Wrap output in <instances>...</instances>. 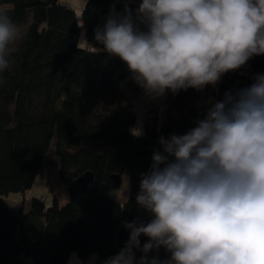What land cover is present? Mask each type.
<instances>
[{
	"label": "trees",
	"instance_id": "16d2710c",
	"mask_svg": "<svg viewBox=\"0 0 264 264\" xmlns=\"http://www.w3.org/2000/svg\"><path fill=\"white\" fill-rule=\"evenodd\" d=\"M139 2L128 5L135 10ZM113 4L123 12L124 0H86L82 18L90 43ZM0 6L23 29L9 45V68L0 72V264H66L73 252L82 260L96 254L94 264H102L128 240L125 222L151 219L137 207L136 195L159 138L187 133L210 103L250 86L264 74V55L225 73L215 87L168 92L162 112L143 102L144 135L133 137L141 90L119 58L78 48L82 30L64 0H0ZM52 143L67 201L59 205L53 197L46 206L40 197L23 198L13 209L3 196L32 187ZM85 171L94 180L80 186L75 179ZM114 173L128 177L125 198L113 194ZM141 255L137 250V259ZM158 255L163 260L168 254L160 249Z\"/></svg>",
	"mask_w": 264,
	"mask_h": 264
},
{
	"label": "clouds",
	"instance_id": "9594fccd",
	"mask_svg": "<svg viewBox=\"0 0 264 264\" xmlns=\"http://www.w3.org/2000/svg\"><path fill=\"white\" fill-rule=\"evenodd\" d=\"M82 17L78 48L119 58L146 102L215 87L225 73L264 55V0H140L135 10L124 0L123 12L113 4L94 29L95 44ZM18 35L0 10V72L10 66ZM129 132L143 136L142 120ZM158 143L136 195L151 219L125 222L128 240L102 264H264V74L225 92L187 133ZM96 259L92 254L91 264ZM68 264L83 262L73 252Z\"/></svg>",
	"mask_w": 264,
	"mask_h": 264
},
{
	"label": "rangeland",
	"instance_id": "374dc122",
	"mask_svg": "<svg viewBox=\"0 0 264 264\" xmlns=\"http://www.w3.org/2000/svg\"><path fill=\"white\" fill-rule=\"evenodd\" d=\"M64 2L75 11L76 19L82 16V9L86 0H64ZM2 7L3 6H0V9ZM17 31L19 37L23 29L17 27ZM241 68L246 69L247 66L245 65ZM141 97L136 101L138 102L141 110V115L138 116L137 114V121L138 119L142 120V122L144 120L145 115H144L143 106L141 108L143 102L144 105L148 104V105L156 106V108L159 109V111L161 112L164 110L162 106H165L166 95L163 98L152 102H146L143 99H141ZM211 104L212 103H210L209 106H211ZM135 106L136 105H134V107ZM136 125L137 122L134 126ZM127 192H128V177L126 174H123L121 186L113 194L116 197L122 199L127 196ZM32 197L42 198L46 206L52 204L53 197L57 198L59 205H63L68 199L67 191L64 189L58 175V161L55 154L53 143L51 144L50 149L48 150L47 154L44 157L41 171L36 176L32 187L26 190L24 194L11 192L8 195L3 196V201L13 209L18 210L21 206V201L23 198L29 200Z\"/></svg>",
	"mask_w": 264,
	"mask_h": 264
},
{
	"label": "water",
	"instance_id": "95a60500",
	"mask_svg": "<svg viewBox=\"0 0 264 264\" xmlns=\"http://www.w3.org/2000/svg\"><path fill=\"white\" fill-rule=\"evenodd\" d=\"M112 181V187L118 189L122 183V176L119 173H114L109 176ZM94 180L93 173L91 171H85L75 179V183L80 186H86L92 183Z\"/></svg>",
	"mask_w": 264,
	"mask_h": 264
},
{
	"label": "crops",
	"instance_id": "0c3cea01",
	"mask_svg": "<svg viewBox=\"0 0 264 264\" xmlns=\"http://www.w3.org/2000/svg\"><path fill=\"white\" fill-rule=\"evenodd\" d=\"M92 256V255H91ZM80 258V257H79ZM80 260L83 262V264L84 263H91L90 262V257L88 258V259H86V260H82L81 258H80ZM68 261H69V258H68ZM68 261L66 262V264H68ZM28 264H32V263H28Z\"/></svg>",
	"mask_w": 264,
	"mask_h": 264
},
{
	"label": "built area",
	"instance_id": "2783aa9c",
	"mask_svg": "<svg viewBox=\"0 0 264 264\" xmlns=\"http://www.w3.org/2000/svg\"><path fill=\"white\" fill-rule=\"evenodd\" d=\"M163 108H164V106H162ZM162 107H161V109H162Z\"/></svg>",
	"mask_w": 264,
	"mask_h": 264
}]
</instances>
